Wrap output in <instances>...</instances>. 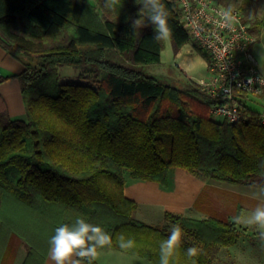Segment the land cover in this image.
<instances>
[{
  "label": "trees",
  "instance_id": "1",
  "mask_svg": "<svg viewBox=\"0 0 264 264\" xmlns=\"http://www.w3.org/2000/svg\"><path fill=\"white\" fill-rule=\"evenodd\" d=\"M104 2L0 0V46L24 65L18 77L26 113L21 119L0 112V264L12 236L28 245L23 264H44L55 229L74 226L77 217L108 232L109 247L154 264L171 224H179L183 238L173 264H191L188 247L203 249L197 264H211L218 247L236 243L234 221L167 211L169 224L149 225L135 218L138 204L126 196V184L156 181L172 189L179 168L260 187L264 113L244 104L238 121L215 117L219 100L200 83L179 88L143 71L141 65L161 61L165 40L154 39L147 20L134 31L141 7L135 0H121L115 11ZM252 2L217 1L240 11L258 37L264 8L250 21ZM163 3L178 54L191 38L175 0ZM195 49L210 63L206 50ZM64 66L85 81L62 82ZM121 234L136 241L133 249L119 248Z\"/></svg>",
  "mask_w": 264,
  "mask_h": 264
},
{
  "label": "crops",
  "instance_id": "2",
  "mask_svg": "<svg viewBox=\"0 0 264 264\" xmlns=\"http://www.w3.org/2000/svg\"><path fill=\"white\" fill-rule=\"evenodd\" d=\"M188 50H191V48L189 47ZM182 52L178 53L177 56L182 55L183 63L187 68H190V61L193 56ZM205 64L208 67L207 61ZM23 70L24 65L0 46V78L9 76V78L0 81V112L12 117L22 115L25 112L21 82L18 77ZM202 79L204 78L193 80L199 83ZM210 180L212 179H200L178 168L174 171V186L172 189H164L156 181L129 180L125 187V194L138 204L134 211L135 218L154 226L169 224L165 218V212L167 211L197 218H206L211 213H217L221 216L223 214L222 217L231 221H234L233 217L238 215L245 217L250 215L255 205L237 204L235 205V214H229L233 210L232 208H227V202L229 201L227 196L229 193L264 202V194L259 192L260 187H249V185L231 184L228 182H225L227 188L221 189V192H217L218 195L215 196L216 193L211 189L217 187L210 185ZM254 193L256 194L255 198L253 197ZM200 196L205 199L202 205L199 202L196 203ZM211 197L215 198V200L212 201ZM214 203L216 204L215 206ZM237 226L239 228V236L236 243L229 247H218L214 252L211 264H264L261 258L255 256L254 251L246 248V243L259 240L256 235L257 228L245 224H237ZM252 231L253 235H251ZM9 244L10 249L8 250L9 252L7 251L4 254L3 264H23L29 250L28 245L16 236L10 238ZM20 249L23 255L21 259L19 258ZM24 250L25 253H23ZM98 253L96 260L98 264H154L144 257L128 254L111 247L99 249ZM73 259H78V257H73ZM44 264H51L49 252Z\"/></svg>",
  "mask_w": 264,
  "mask_h": 264
},
{
  "label": "built area",
  "instance_id": "3",
  "mask_svg": "<svg viewBox=\"0 0 264 264\" xmlns=\"http://www.w3.org/2000/svg\"><path fill=\"white\" fill-rule=\"evenodd\" d=\"M191 42L211 58L209 77L199 83L204 92L219 100L211 112L215 117L238 121L250 96L264 93L258 78L264 76L253 53L257 36L250 22L237 9L214 0H175ZM264 122V118H263Z\"/></svg>",
  "mask_w": 264,
  "mask_h": 264
},
{
  "label": "clouds",
  "instance_id": "4",
  "mask_svg": "<svg viewBox=\"0 0 264 264\" xmlns=\"http://www.w3.org/2000/svg\"><path fill=\"white\" fill-rule=\"evenodd\" d=\"M140 5L139 19L132 21L131 27L136 32L146 26V20L154 26V39L166 40L171 36L169 27V13L163 0H135ZM104 7L115 11L122 7L121 0H105ZM258 83L264 85V76L258 78ZM249 187H255L250 184ZM260 194H264V184L260 186ZM256 194H253L255 198ZM236 224H245L257 228V237L264 243V202L257 203L247 217L238 215L233 217ZM183 230L179 224L172 225L166 239L159 245V264H173L179 256L182 244ZM119 248L125 251L133 249L136 241L118 236ZM112 245V236L98 225L86 222L83 217H77L74 226L62 225L55 229V234L49 240V261L51 264H95L98 250ZM203 249L188 247L185 255L191 264H197ZM78 257V259H73Z\"/></svg>",
  "mask_w": 264,
  "mask_h": 264
},
{
  "label": "rangeland",
  "instance_id": "5",
  "mask_svg": "<svg viewBox=\"0 0 264 264\" xmlns=\"http://www.w3.org/2000/svg\"><path fill=\"white\" fill-rule=\"evenodd\" d=\"M218 1V0H214ZM235 3H238L241 0H232ZM263 8H264V0H253L252 2V13L248 16L250 21H254L257 18L263 17ZM257 42L255 43L253 47V53L257 59L259 68L261 69L262 73L264 74V29L260 36L257 37ZM165 48L162 51L161 54V61L141 65V69L145 71L148 74L154 75L160 80L172 84L179 88H187L189 85L196 83L193 79H201L205 78L207 79L209 77V70L207 65L205 64L206 61L202 55H200L196 49L193 42H189L188 44L184 45L180 52L182 53H188L192 57V60L190 61V68H187L185 64L183 63V58L181 56H177L178 54L175 52L172 41L170 38L165 40ZM191 48V50H188V48ZM193 47V48H192ZM179 52V53H180ZM204 59V61H202ZM60 74H61V81L67 82V81H77V82H84L85 79L80 77L78 70H76L73 67L64 66L60 67ZM193 78V79H192ZM247 105L254 108L255 110H258L262 113H264V96H250L249 99L246 100ZM14 118H21L26 119V113L22 115L14 116ZM213 188L211 189L216 195L221 192V189H226V183L225 182H219L216 180H210ZM218 192V193H217ZM212 201L215 200V198H212ZM227 208H232L233 210L230 211L229 214H235V205H257V203H260L261 201H257L255 199L243 197L240 195H233L228 194L227 196ZM205 202V199H202L200 201V205H202ZM216 204L214 203V206ZM217 214V213H216ZM221 216L220 214H218ZM223 216V214H222ZM156 217V216H155ZM224 218V217H223ZM253 231L251 232V235H253ZM25 247V246H24ZM26 248V247H25ZM247 250L251 249V251H254V254L257 258H261L262 262H264V243H262L260 240H255L254 242H248L246 243ZM25 253V250L23 251ZM22 250H19V258H22Z\"/></svg>",
  "mask_w": 264,
  "mask_h": 264
}]
</instances>
